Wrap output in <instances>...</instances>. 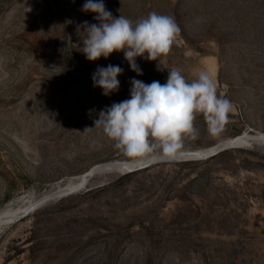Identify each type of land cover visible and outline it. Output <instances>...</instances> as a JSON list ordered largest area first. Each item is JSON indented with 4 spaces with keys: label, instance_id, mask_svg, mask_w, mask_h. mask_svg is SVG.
I'll return each mask as SVG.
<instances>
[{
    "label": "rangeland",
    "instance_id": "374dc122",
    "mask_svg": "<svg viewBox=\"0 0 264 264\" xmlns=\"http://www.w3.org/2000/svg\"><path fill=\"white\" fill-rule=\"evenodd\" d=\"M85 2L0 0V215L39 206L2 219L0 264H264V0H104L114 17L155 11L180 28L158 62L137 57L143 75L123 52L86 59L77 26L98 21ZM109 64L124 71L105 96L92 76ZM172 68L208 73L233 105L216 133L197 116L185 151L249 139L214 158L116 166L133 158L95 127L99 112Z\"/></svg>",
    "mask_w": 264,
    "mask_h": 264
},
{
    "label": "clouds",
    "instance_id": "9594fccd",
    "mask_svg": "<svg viewBox=\"0 0 264 264\" xmlns=\"http://www.w3.org/2000/svg\"><path fill=\"white\" fill-rule=\"evenodd\" d=\"M75 2V0H73ZM83 12L95 14L98 23L87 21L77 26L86 34L82 52L89 61L107 59L123 52L132 71L143 75L137 57L157 61L170 53L180 28L174 17L150 12L135 22L125 16L114 17L104 0H86ZM159 67V66H158ZM119 65L98 67L92 76L93 86L109 96L120 87ZM168 71L167 80L146 84L131 80L130 98L99 112L95 127L113 142L124 156L140 160L174 161L185 151V140L195 139L197 116H202L209 133H216L228 120L231 101L217 93L215 81L206 72L188 81L177 68Z\"/></svg>",
    "mask_w": 264,
    "mask_h": 264
},
{
    "label": "bare ground",
    "instance_id": "6f19581e",
    "mask_svg": "<svg viewBox=\"0 0 264 264\" xmlns=\"http://www.w3.org/2000/svg\"><path fill=\"white\" fill-rule=\"evenodd\" d=\"M250 137V136H249ZM248 137V134L247 133H244V134H238V135H235V136H232L230 137L228 140L226 141H231L232 143H234L235 145H243L244 143H246V141L249 139ZM253 138V137H251ZM225 141V140H224ZM211 147V146H210ZM208 149V148H207ZM148 161H151V159H148V160H140V159H132V160H128V161H124V162H118V165L116 166H120V167H123L124 165H127V166H134V165H138V164H144V163H147ZM157 160H154L152 159V164L154 162H156ZM150 163V165H151ZM121 164L123 166H121ZM149 165V166H150ZM124 168V167H123ZM91 174H88V175H81V176H78L76 177L75 179H77V181L75 180H71L68 184H67V188L65 190H67L69 187H80V186H83L85 184V181L84 178L87 177V176H90ZM88 182V181H87ZM61 191V190H60ZM23 200L20 199L18 202L16 203H20L22 202ZM26 201V200H25ZM38 201V200H37ZM41 201V200H40ZM30 203V202H29ZM10 205V204H9ZM12 205V204H11ZM17 205V204H15ZM21 205V204H20ZM33 207L35 205V203L33 202ZM28 206V205H27ZM31 206L29 207H23L22 206H17L15 207L14 209H12L11 211L6 212L4 213L3 215H0V226L3 225V222H2V219L4 220L5 218L8 219L9 217H13V216H19V215H22V214H28L30 212H32L33 210H35L36 208H38L39 206H35L34 208H30ZM5 212V211H4ZM3 213V211H2ZM11 219V218H10Z\"/></svg>",
    "mask_w": 264,
    "mask_h": 264
},
{
    "label": "water",
    "instance_id": "95a60500",
    "mask_svg": "<svg viewBox=\"0 0 264 264\" xmlns=\"http://www.w3.org/2000/svg\"><path fill=\"white\" fill-rule=\"evenodd\" d=\"M238 145H235L234 143H232L231 141H225L222 142L220 144H217L211 148L208 149H204V150H190V151H184L181 158L182 160H189V159H202V158H207L209 156H213L227 148H231V147H236ZM151 161H148L147 163L144 164H138V165H134V166H127V169L130 171L136 170V169H140V168H145L148 167L150 165ZM96 168H91L89 170H87L84 175H88V174H93L95 172ZM89 176L85 177L84 180H88ZM75 187H69L67 190H65L64 192H71L74 190Z\"/></svg>",
    "mask_w": 264,
    "mask_h": 264
},
{
    "label": "trees",
    "instance_id": "16d2710c",
    "mask_svg": "<svg viewBox=\"0 0 264 264\" xmlns=\"http://www.w3.org/2000/svg\"><path fill=\"white\" fill-rule=\"evenodd\" d=\"M224 151H225V150H223V151H221V152H219V153H217V154H215V155H213V156H210L209 158H214V157L218 156L219 154H222Z\"/></svg>",
    "mask_w": 264,
    "mask_h": 264
}]
</instances>
